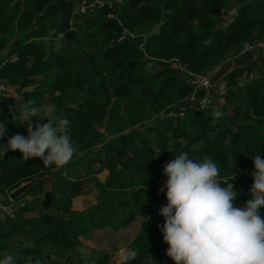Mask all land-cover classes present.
<instances>
[{
	"label": "trees",
	"instance_id": "1",
	"mask_svg": "<svg viewBox=\"0 0 264 264\" xmlns=\"http://www.w3.org/2000/svg\"><path fill=\"white\" fill-rule=\"evenodd\" d=\"M75 1L0 0V52L10 46L0 57L15 53L18 58L0 68V81L10 87L34 83L23 93L24 101L55 103L58 114L71 122L75 148L59 167L43 166L37 158L24 161L18 151L0 157V193L44 176L53 178L52 192L67 188L57 207L40 209L38 216H24L26 206L15 209L9 227L0 230V258L59 264L56 260H69L88 232L125 227L141 217L131 244L134 257L119 264H163L160 254L167 244L158 225L166 199L160 188L163 165L172 155L186 151L197 160L213 159L222 182L234 172L237 206L245 203L252 184L241 172L252 168L250 157L257 151L264 157V65L259 60L245 68L225 63L247 56L250 52L237 56L245 43L264 41V0H120L114 5L119 21L107 16L113 11L106 4L73 15ZM50 31L62 33L61 47L46 51L28 42ZM124 31L135 37L124 34L119 42ZM172 59L195 74L223 64L222 103L140 126L193 90L177 75ZM257 68L262 72L256 74ZM14 103L0 90V119L10 120ZM25 127L10 122L8 135H26ZM78 165L88 175L105 170L107 176L95 181L96 204L73 211L77 184L68 185L62 172ZM43 188L44 182H37L26 194H40ZM130 193L133 200L113 201Z\"/></svg>",
	"mask_w": 264,
	"mask_h": 264
},
{
	"label": "clouds",
	"instance_id": "2",
	"mask_svg": "<svg viewBox=\"0 0 264 264\" xmlns=\"http://www.w3.org/2000/svg\"><path fill=\"white\" fill-rule=\"evenodd\" d=\"M9 111L10 120L0 119V138L7 137L0 143V157L18 151L24 161L37 158L43 166L54 167L72 158L71 122L58 114L55 103L38 104L29 99L14 103ZM10 122L26 126V135L17 132L9 136ZM250 159L253 182L242 206L235 204V173L230 181L222 182L213 159L197 160L182 151L163 165L165 179L160 191L166 203L159 209L163 224L158 230L167 244L165 256L173 264H264V216L260 214L264 207V157L257 151ZM0 264H16V260L6 255Z\"/></svg>",
	"mask_w": 264,
	"mask_h": 264
},
{
	"label": "crops",
	"instance_id": "3",
	"mask_svg": "<svg viewBox=\"0 0 264 264\" xmlns=\"http://www.w3.org/2000/svg\"><path fill=\"white\" fill-rule=\"evenodd\" d=\"M91 0H79L75 1L73 4V8L76 9L78 8L81 4L87 3ZM61 36L62 33H58L56 31H50L48 32L45 36L37 38V39H31L28 42L36 43L39 46L43 47L46 49V51H50L51 47L52 48H59L61 47ZM13 41V39H12ZM9 44L2 49L0 52V56H5L8 53L9 49ZM250 54H255L256 58H258V64L264 65V46H255L252 51H250ZM240 57L236 59L233 58L231 63L232 65L238 64V66H241L245 68L247 64H249V59L247 58L246 55L242 56L241 59L239 60ZM235 60V61H234ZM257 60L255 62H257ZM253 62V61H252ZM259 72H262V69L260 71L259 68H257V71L255 72L258 74ZM35 79H38L35 77ZM0 83H2L5 87V93L12 96L17 104H20L24 101L23 98V93L28 92L31 90V87L34 86V83H31L32 85H27L24 87H10L4 80H1ZM181 105H179L180 107ZM178 107V108H179ZM83 165H78L75 167H79ZM73 167V168H75ZM98 166H95L94 168L97 169ZM253 167V166H252ZM71 169H66L62 172V176L65 172H70ZM103 174V175H102ZM94 176V188H95V181L100 180L104 181V179L107 176V172L105 170L101 171L98 174H91ZM89 176V175H88ZM99 176V177H98ZM103 176V178L101 177ZM51 177V176H49ZM53 178L51 177V184H52ZM44 182V188L40 194H23L20 196L19 203L20 205H14L12 207L13 213H15V209L19 207L26 206L27 208L23 210V214L26 217H34L38 216L41 213L40 209H47V208H53L57 207L58 203L61 200V196L66 193V187H59L55 188L53 192H55V195L58 196L59 201L54 202L53 192L50 190V188L46 189V181ZM51 186V185H50ZM49 186V187H50ZM11 190H7L5 188L1 189L0 197H3V202H6L9 199L8 194ZM49 191V196H50V201L43 206V201L45 199V192ZM96 193L97 200L99 199V194L96 190L94 189ZM126 195V194H125ZM125 195H119L118 198L120 199L121 196ZM118 198H116V201H120ZM7 199V200H6ZM78 198H72L71 200V209L73 211H82L85 210L92 205L96 204L97 200L95 203L91 204L90 206L87 207H82V208H77L75 207L74 203ZM113 200V199H112ZM115 200V199H114ZM113 200V201H114ZM1 201V200H0ZM122 202V201H121ZM122 214V213H121ZM124 214L120 215V217H123ZM137 220V221H136ZM162 220H157L155 224H160ZM142 223V218L141 217H135L133 221H131L127 226L125 227H117V228H111V227H103V228H97L94 229L90 232H88L85 236L81 237L79 239V244L74 250L73 255L70 257L69 260L65 259H57V263L59 264H74L76 260H79L78 264H94L96 261L102 260L108 264H119L121 262H125L127 260H130L134 257V252L131 250V244L136 236L137 232L139 231ZM9 227V219L0 211V230L6 229ZM84 247L89 248L92 252L91 254H84L83 249ZM165 251L161 252V259L163 264H173L170 258L165 256Z\"/></svg>",
	"mask_w": 264,
	"mask_h": 264
},
{
	"label": "built area",
	"instance_id": "4",
	"mask_svg": "<svg viewBox=\"0 0 264 264\" xmlns=\"http://www.w3.org/2000/svg\"><path fill=\"white\" fill-rule=\"evenodd\" d=\"M120 0H91L87 3L81 4L78 8L74 9L73 15H79L85 13L86 10L92 9L94 7H103L105 4L108 5L109 8H112L113 12H110L107 16L109 18H114L117 21V14L114 12V5L119 3ZM127 35L130 38L135 37V34L125 32L121 37L118 38V41H122ZM264 41H257L253 44L245 43L243 48L239 51L238 55H242L244 53L250 52L253 50L255 46H263ZM17 55L15 53L8 55L7 57H0V68L5 66L7 63H12L17 61ZM177 61V60H175ZM232 59L228 61L231 63ZM232 64V63H231ZM182 74V78L186 84H189L193 87V90L190 95L176 103L173 107L169 106L166 111H162L159 115L155 117L158 121H164L167 118H173L177 116H183L185 110H199L209 108L211 106H216L217 103H222V98L226 90V84L224 81L225 72L221 71V65H218L211 74H195L190 73L185 68H183L180 64H177ZM231 65L230 67H232ZM1 91H5L4 85L0 86ZM198 93H201L198 96ZM179 105H181L179 107ZM179 107V108H178ZM252 168H246L241 172V176L246 178L247 180L252 181L251 173ZM17 205V204H16ZM14 206L13 201L8 200L6 202L0 201V211L9 219L14 216L12 207Z\"/></svg>",
	"mask_w": 264,
	"mask_h": 264
},
{
	"label": "rangeland",
	"instance_id": "5",
	"mask_svg": "<svg viewBox=\"0 0 264 264\" xmlns=\"http://www.w3.org/2000/svg\"><path fill=\"white\" fill-rule=\"evenodd\" d=\"M255 56H256L255 54L247 55V58L249 59V62L248 63H251L252 61H256L258 58H256ZM231 59H233V58H228L225 61V63L226 62L228 63V61H230ZM171 63H172V66L174 67V69L176 70L177 75H179L180 77H182V74L180 75L181 71H180V69L177 66V64H179V62L178 61H175V59H172L171 60ZM218 65H221L222 66L223 64H217V65H215L206 74H211L212 71L214 70V68H216ZM1 85H3V84L0 83V86ZM155 120L156 119L154 118V120H150V121H148L146 123L141 124L140 126H144L146 124L154 123ZM140 126H138V127H140ZM63 176L68 180V185L73 186V185L77 184L75 186L77 187L78 194L73 197V198H78L75 201V203H74L75 207H77V208L87 207V206H90L91 204H93V203L96 202V200H97V197L96 196L97 195H96V193L94 191V189H95L94 188V176H92V175H89L88 176V174L86 173L85 166L75 167L70 172H65L63 174ZM101 177L103 178V176H101ZM52 197L54 198V202L59 201V200H57L58 199V196L55 195V192H53V196ZM133 198L134 197L130 193V194H127L125 196H121L119 200L120 201H126L128 199L133 200ZM3 199H4L3 197H0V200L1 201H3ZM83 250H84L83 251L84 254H88V253L91 254V252H92L87 247H84ZM78 263H79V260H76V262L74 264H78Z\"/></svg>",
	"mask_w": 264,
	"mask_h": 264
},
{
	"label": "water",
	"instance_id": "6",
	"mask_svg": "<svg viewBox=\"0 0 264 264\" xmlns=\"http://www.w3.org/2000/svg\"><path fill=\"white\" fill-rule=\"evenodd\" d=\"M201 93H198V96H200ZM40 181H46V189L49 188V186L51 185V177L49 176H44V177H40V178H34L30 181L24 182L22 184H20L19 186H17L16 188L12 189L9 194L8 197L11 201H14L16 199H18L20 196H22L23 194L26 193V191L35 183L40 182ZM45 199L43 201V206H45L49 201H50V196H49V191H46L45 194Z\"/></svg>",
	"mask_w": 264,
	"mask_h": 264
}]
</instances>
